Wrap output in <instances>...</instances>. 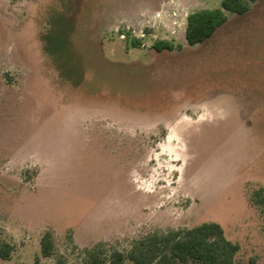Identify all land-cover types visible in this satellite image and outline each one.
Masks as SVG:
<instances>
[{"label":"rangeland","instance_id":"374dc122","mask_svg":"<svg viewBox=\"0 0 264 264\" xmlns=\"http://www.w3.org/2000/svg\"><path fill=\"white\" fill-rule=\"evenodd\" d=\"M222 1L0 0V264L207 222L264 264V0L190 46L188 16Z\"/></svg>","mask_w":264,"mask_h":264},{"label":"trees","instance_id":"16d2710c","mask_svg":"<svg viewBox=\"0 0 264 264\" xmlns=\"http://www.w3.org/2000/svg\"><path fill=\"white\" fill-rule=\"evenodd\" d=\"M263 0H223L221 7L203 9L191 13L187 19L186 39L190 46L203 44L224 25L230 14L243 15L251 10V3ZM134 47L141 41L133 40ZM157 51H174L170 41H158ZM181 48V47H180ZM256 202L264 206V190L256 193ZM14 248L9 243L0 245V259H10ZM44 257H51L55 242L51 232H46L41 240ZM240 251L237 243L229 240L223 227L217 222H207L189 229L155 233L134 244L127 252L113 251L106 258L98 248L89 251L88 264H236L235 258Z\"/></svg>","mask_w":264,"mask_h":264},{"label":"built area","instance_id":"2783aa9c","mask_svg":"<svg viewBox=\"0 0 264 264\" xmlns=\"http://www.w3.org/2000/svg\"><path fill=\"white\" fill-rule=\"evenodd\" d=\"M161 17V14H158L157 16H156V18H160Z\"/></svg>","mask_w":264,"mask_h":264}]
</instances>
